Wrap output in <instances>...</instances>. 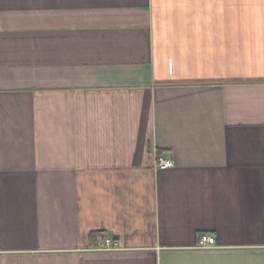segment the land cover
<instances>
[{
  "label": "crops",
  "instance_id": "0c3cea01",
  "mask_svg": "<svg viewBox=\"0 0 264 264\" xmlns=\"http://www.w3.org/2000/svg\"><path fill=\"white\" fill-rule=\"evenodd\" d=\"M0 264H264V0H0Z\"/></svg>",
  "mask_w": 264,
  "mask_h": 264
},
{
  "label": "built area",
  "instance_id": "2783aa9c",
  "mask_svg": "<svg viewBox=\"0 0 264 264\" xmlns=\"http://www.w3.org/2000/svg\"><path fill=\"white\" fill-rule=\"evenodd\" d=\"M174 161L171 158L164 156H158L156 158V165L158 168L165 169L174 166ZM216 245V238L212 234H203L200 237L198 247L209 248ZM95 247L101 250H119L121 248V243L112 237H105L102 235H97L95 239Z\"/></svg>",
  "mask_w": 264,
  "mask_h": 264
}]
</instances>
